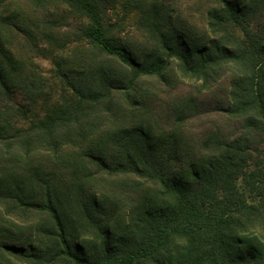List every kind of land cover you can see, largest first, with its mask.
<instances>
[{
  "label": "trees",
  "instance_id": "obj_1",
  "mask_svg": "<svg viewBox=\"0 0 264 264\" xmlns=\"http://www.w3.org/2000/svg\"><path fill=\"white\" fill-rule=\"evenodd\" d=\"M208 1L0 0V264H264V0Z\"/></svg>",
  "mask_w": 264,
  "mask_h": 264
},
{
  "label": "rangeland",
  "instance_id": "obj_2",
  "mask_svg": "<svg viewBox=\"0 0 264 264\" xmlns=\"http://www.w3.org/2000/svg\"><path fill=\"white\" fill-rule=\"evenodd\" d=\"M169 3L173 5V7L178 10L176 15L186 22L188 26H191V28L195 29H202L205 26L204 19L206 17L208 9L211 7L208 0H167ZM112 24H119L123 23V29H119L116 36L125 39V40H131L133 43L138 44L141 43L143 38L138 32L137 27V20L136 17L131 14L128 15L126 18L124 16L123 10L120 8L116 12H113L111 14ZM185 23V24H186ZM75 26H77V23H73ZM66 52L63 57H69L72 55L73 51L75 50V44L72 43L68 45L66 48ZM56 56L58 55H50L47 58H38L35 60V64L39 68V71L43 75V77L48 81V83H51L52 79L55 77V70L56 65L55 62ZM175 76H181V73L178 71H174ZM181 78V77H180ZM224 82L220 83V86L215 87V91H222L225 88ZM162 91H165V89L162 87ZM173 96L178 97H188V96H196V81L184 79V81L177 86L176 89H174L171 93ZM161 99H165L168 96H166L164 93H160ZM50 101L48 102H38L33 107H29V102L25 99L24 96H22L19 93H16L13 95V102L15 106H23L25 108H28L30 110L29 112V119L25 122H20V126L27 128L32 122H36L39 119H42L47 109L52 105L55 104V102L58 99V90L57 92L51 93ZM199 98V104L201 108L204 109V111L211 110L214 107V101L211 99L210 94H205L202 96H198ZM160 124L162 126H166L163 118L160 119ZM196 131V130H195Z\"/></svg>",
  "mask_w": 264,
  "mask_h": 264
}]
</instances>
